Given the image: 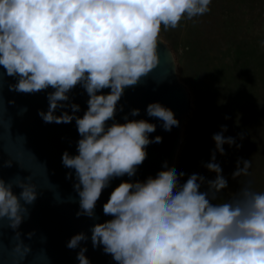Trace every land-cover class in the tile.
I'll list each match as a JSON object with an SVG mask.
<instances>
[{
    "label": "water",
    "instance_id": "obj_1",
    "mask_svg": "<svg viewBox=\"0 0 264 264\" xmlns=\"http://www.w3.org/2000/svg\"><path fill=\"white\" fill-rule=\"evenodd\" d=\"M189 109L134 0H0V264H264L159 228Z\"/></svg>",
    "mask_w": 264,
    "mask_h": 264
},
{
    "label": "rangeland",
    "instance_id": "obj_2",
    "mask_svg": "<svg viewBox=\"0 0 264 264\" xmlns=\"http://www.w3.org/2000/svg\"><path fill=\"white\" fill-rule=\"evenodd\" d=\"M134 1L190 101L159 228H201L264 262V0Z\"/></svg>",
    "mask_w": 264,
    "mask_h": 264
}]
</instances>
